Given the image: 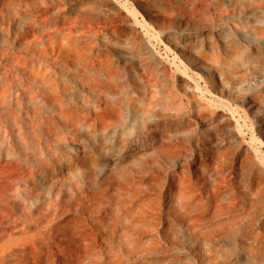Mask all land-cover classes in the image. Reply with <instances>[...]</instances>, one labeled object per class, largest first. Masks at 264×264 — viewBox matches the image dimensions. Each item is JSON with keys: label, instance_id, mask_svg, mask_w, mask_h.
I'll return each instance as SVG.
<instances>
[{"label": "rangeland", "instance_id": "obj_1", "mask_svg": "<svg viewBox=\"0 0 264 264\" xmlns=\"http://www.w3.org/2000/svg\"><path fill=\"white\" fill-rule=\"evenodd\" d=\"M0 1V264H54L44 245L35 256L12 254V243L31 248L40 238L60 264H204L199 245L193 249L169 229L166 187L139 185L143 194H162L159 215L141 204L135 185L116 191V181L131 175L164 177L163 162L147 168L140 160L152 150L99 169L93 159L106 162L101 129L66 117L106 113L114 99L106 89L108 58L120 106L142 102L156 114L149 123L156 144L172 145L184 131L177 141L195 148L198 134L204 145L224 147L218 172L232 179L230 188L245 172L255 184L264 168V0ZM202 108L223 113L190 116ZM121 121L127 131L140 125ZM190 152L181 155L197 158ZM78 153L93 169L85 180ZM262 199L246 229L260 237L256 249L264 257V193Z\"/></svg>", "mask_w": 264, "mask_h": 264}, {"label": "bare ground", "instance_id": "obj_2", "mask_svg": "<svg viewBox=\"0 0 264 264\" xmlns=\"http://www.w3.org/2000/svg\"><path fill=\"white\" fill-rule=\"evenodd\" d=\"M0 2L2 3L3 1ZM263 6L260 7L262 8ZM109 60L108 58L106 59V89L114 93V99L106 103V113L103 110H99L95 112L96 118H89L80 113H69L66 117V120L71 121L74 125L80 124L81 127L84 125L86 128L91 126L96 131L101 129L100 139L103 144H106V148H101L106 151V162L100 163L93 159L95 165L99 169L104 165L107 168L113 164L112 161L117 156H120V159H125V155L131 151L152 150L153 155L140 157V160L147 168H154V165L159 163V161L163 162L166 166L162 168L164 177L150 176L148 178L135 179L134 175H131L125 181L124 178L116 181V191L121 192L127 189L128 184L135 185L137 198L141 200V204L148 205V208L159 215L162 210L155 203L158 202V199H161L162 194L154 196L143 194L144 190L139 185L146 184L147 188L166 187L170 193V198L165 211L172 213L174 218L169 229L187 238L193 249L196 245H199L204 255L202 260L204 264H264L263 255L256 249V242L260 240V237L255 232L246 229L262 204L264 168H260L261 171L258 176H255V184L251 180L252 172L248 173V177H246L245 174L247 172H245L241 178H238L239 186L230 188L229 184L232 186V179L226 175H220L218 172L221 168L220 159L225 156L224 147L222 148L218 144L212 147L206 146L197 134L194 136L196 141L195 148H187L182 145L187 144L185 140L177 141L176 139H183L182 133L184 131L179 132V134L176 133L177 135L174 134L176 137L172 145L156 144L154 134L149 130V123H152L156 114L149 116L148 111H150V108L142 102H140L141 107L138 108L134 106L122 108L120 106L121 97L119 95L122 89L116 80H110L112 65ZM201 69L209 75V72L204 67L201 66ZM58 97L57 95L53 97L56 102L59 100ZM247 102V104H250L252 101ZM123 112L126 113L127 118L123 116ZM222 113L221 111L202 108L200 111L198 109L192 110L190 116L195 118L202 116L205 119L208 116ZM104 117L110 118L112 122L104 121L102 119ZM124 119L129 122L140 123V125L135 127L134 131H127V127L123 123L121 124V120ZM117 126H121L120 130H117ZM100 139L98 138L96 141ZM187 141L192 146L190 138ZM186 149L191 151L190 153H196L197 158L191 157L189 161L186 160V155H181L182 151L187 152ZM204 155H209L212 163H209ZM54 160L55 168H52V171H59L57 156H54ZM76 160L81 162L82 166H86L87 172L81 175V179L85 180V178L90 176L93 169L88 166L86 160L81 159L79 153L76 156ZM176 162L181 164V173L177 172ZM43 164V161H40L37 171H41ZM190 165L195 167V169L190 170ZM144 166H141L139 171L144 170ZM54 178L52 177V179ZM149 180L153 183H149ZM95 182H102V179H96ZM86 185L90 184L87 183ZM83 194L84 185L82 183L76 188V202L81 201L84 197ZM91 195H95V193H91ZM144 213L146 212L144 211ZM152 220L157 222L160 217H153ZM42 241L43 238L38 239L35 242L37 245L31 248L21 246V243H12V254L15 256H26L27 254L35 256L36 248L44 245L47 249L45 254L48 255L50 260L55 262L54 264H60V261L57 258L55 259L60 254L51 249L50 242L40 244L39 242ZM151 247L152 244L144 250L149 251ZM1 264H7V261L2 260Z\"/></svg>", "mask_w": 264, "mask_h": 264}]
</instances>
